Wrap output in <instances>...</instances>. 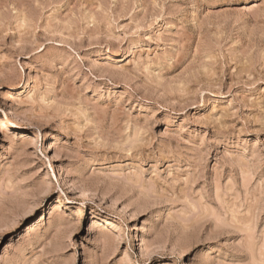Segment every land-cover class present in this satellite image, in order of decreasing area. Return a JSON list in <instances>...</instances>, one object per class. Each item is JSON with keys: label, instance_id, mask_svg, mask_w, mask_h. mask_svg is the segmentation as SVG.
Here are the masks:
<instances>
[{"label": "rangeland", "instance_id": "374dc122", "mask_svg": "<svg viewBox=\"0 0 264 264\" xmlns=\"http://www.w3.org/2000/svg\"><path fill=\"white\" fill-rule=\"evenodd\" d=\"M0 264H264V0H0Z\"/></svg>", "mask_w": 264, "mask_h": 264}, {"label": "bare ground", "instance_id": "6f19581e", "mask_svg": "<svg viewBox=\"0 0 264 264\" xmlns=\"http://www.w3.org/2000/svg\"><path fill=\"white\" fill-rule=\"evenodd\" d=\"M3 122H4V121H1V123H2V126H3ZM4 123H5V122H4Z\"/></svg>", "mask_w": 264, "mask_h": 264}]
</instances>
